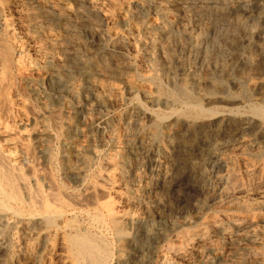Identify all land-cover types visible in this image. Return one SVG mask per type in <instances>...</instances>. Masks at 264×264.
<instances>
[{"label": "bare ground", "instance_id": "obj_1", "mask_svg": "<svg viewBox=\"0 0 264 264\" xmlns=\"http://www.w3.org/2000/svg\"><path fill=\"white\" fill-rule=\"evenodd\" d=\"M247 42L255 54L235 65ZM263 62L264 0H0V264H141L149 242L144 264H264V151L235 159L213 142L251 146L264 106H205L212 79ZM186 64L173 89L147 87ZM125 101L132 113L104 117ZM165 103L180 137L165 138Z\"/></svg>", "mask_w": 264, "mask_h": 264}, {"label": "rangeland", "instance_id": "obj_2", "mask_svg": "<svg viewBox=\"0 0 264 264\" xmlns=\"http://www.w3.org/2000/svg\"><path fill=\"white\" fill-rule=\"evenodd\" d=\"M251 16H250V20H248V19H246V16H241V19L244 21V23H246L248 26H252L253 24H259L260 23V20L258 19V17H256V16H258V14L256 13V12H251V14H250ZM257 19V20H256ZM251 20H253V21H251ZM248 43V44H247ZM247 43H245L244 45H243V47L245 48L246 47V49H243V51H241V49L238 51V54H235L234 56H232V58L234 59H232V61L235 63V65L236 64H239V65H241L242 64V61H243V58H245V57H248V56H251V55H254L255 54V48H253V46H252V44L251 43H249V42H247ZM243 52V53H242ZM241 53V54H240ZM253 53V54H252ZM248 54V55H247ZM250 54V55H249ZM190 55V53H188V52H184V59L186 60V62H187V60H190L191 59V55ZM247 55V56H246ZM189 58V59H188ZM137 60V58H134V57H132V59L130 60L131 62H135L136 63V60ZM237 60V61H236ZM138 64V63H137ZM238 65V66H239ZM263 65V66H262ZM262 67L260 66V68H259V70H257V72H252V73H250V72H248L247 70H245V69H243V68H240L239 69V67H236L237 68V70H236V68H233L229 73H228V76H225V78H219V77H216L217 78V80H216V78L213 80L212 79V83H211V86H209V84L207 85V86H205V89H207L208 91H210V92H212V96H211V98L210 99H208V100H206L205 101V106H206V104L208 105V104H210V105H208V106H206L207 108H216V109H218L219 111H226V110H229V109H235V110H241V112L242 113H244V115H246L247 114V109L248 108H246V107H249V105L250 104H255V105H262V106H264V102H263V100H264V62L262 63ZM188 68V69H187ZM262 68V69H261ZM184 70V74H182L181 72H175V73H171L169 76V79H170V82L168 81L167 82V79H162V78H160V80L158 81V78H157V80L156 79H153V81L151 82H149V84L147 83V87H149V88H151V89H153L155 86H156V88H154L153 90L155 91V89H161L162 87V89H161V93H165L166 91H168L169 89L171 90V89H173V87H175V85H179V83L183 80V79H185L186 78V76L188 75V73L190 72V69H189V67H188V65L186 64L185 65V68H183ZM188 70V71H187ZM244 73V74H243ZM186 75V76H185ZM176 76V77H175ZM181 76V77H180ZM172 77V78H171ZM175 79H174V78ZM249 77V78H248ZM138 79V76L136 75L135 77H134V79ZM235 78V79H234ZM135 79V80H136ZM161 80H163V82L161 81ZM180 80V81H179ZM233 80V81H232ZM237 80H238V82H237ZM259 81L260 83H261V85L258 87V88H256V89H251V86H250V83H251V81ZM262 80V81H261ZM219 82V83H218ZM221 82V83H220ZM242 82H243V84H242ZM158 83V84H157ZM223 83V84H222ZM156 84V85H155ZM160 84L162 85V86H160ZM164 84H166V85H164ZM172 84V85H171ZM238 84H239V86H238ZM245 84V85H244ZM149 85V86H148ZM167 85H168V87H167ZM223 85H225V86H223ZM243 85H244V87H246V89L243 87ZM153 86V87H152ZM158 86H160V87H158ZM166 86V87H165ZM171 86V87H170ZM211 87V88H210ZM241 89H243V90H241ZM167 88V89H166ZM218 88V89H217ZM247 89H249V90H247ZM207 90H205V91H207ZM164 91V92H163ZM205 94V93H204ZM214 94V95H213ZM163 96V95H162ZM208 96V95H207ZM236 96V97H235ZM165 97V96H164ZM200 97H202V96H200ZM239 97V98H238ZM253 101V102H251V101ZM213 101V102H212ZM256 101H257V103H256ZM203 102H204V100H203ZM215 102V103H214ZM255 102V103H254ZM261 102H263V103H261ZM260 103V104H259ZM127 104V105H126ZM240 104V105H239ZM169 105V106H168ZM172 105L173 104H171V103H165V104H161V105H159V109L160 110H164V112H162V111H160V113H161V117H163L164 119H163V123H162V129L164 130V128H165V130H164V133H165V138L166 139H168V137H166L167 135V131L168 132H170L169 130H173V131H175V132H177V135L180 137V135L183 133V127L181 126L182 124L180 123V122H182L183 120H181V119H179V120H176L174 117H170V111L172 110L171 108H173V107H177V106H175V105H173V107H172ZM213 105V107H211ZM121 106V107H120ZM126 106V107H125ZM214 106H216V107H214ZM243 106V107H242ZM230 107V108H229ZM236 107V108H235ZM240 107H242V108H240ZM129 108V109H128ZM132 108H133V106H132V103L131 102H127V101H125L124 103H121L119 106H116V107H114V108H111L110 110H112V111H110V110H108L106 113V116H104L105 118L108 116V115H111V113H114L115 115H121V114H130V113H132ZM175 108H173V109H175ZM225 108H227V109H225ZM238 108V109H237ZM244 108V109H243ZM168 109H170V111L168 110ZM221 109V110H220ZM116 110V111H115ZM166 110V111H165ZM124 112V113H123ZM128 112V113H127ZM163 115V116H162ZM23 118H24V116H22ZM166 117L168 118V119H166ZM25 119V118H24ZM23 119V120H24ZM140 120H142L141 121V124L142 125H145V126H149V125H152L153 124V122H147V120L146 119H144V118H141L140 117ZM171 122V123H170ZM174 122H176V124L174 123ZM173 123V124H172ZM172 125V126H171ZM258 125V126H257ZM167 126H169V127H167ZM167 127V128H166ZM260 128V130L258 131V129ZM181 130V131H180ZM252 130V131H251ZM251 130H248V131H245L244 132V134H243V138L244 139H246L247 140V142H248V140H251V142L253 143L251 146L250 145H248V144H250L249 142H248V144H241L242 146V148L240 147V153H239V151L237 152V151H235V150H233L234 149V145L233 144H236L237 142H235V140H237L239 137H240V135H238V136H232V138H230V137H225V136H220V138L218 137V138H215V139H213V142L214 143H216L217 141L219 142V143H222L223 145H226L225 147H226V149H228V151H229V153H228V151H226L225 153L226 154H228V155H231V154H234V155H231L232 157H234L235 159H242V158H246V159H249V160H252V161H255V160H258V158L255 156L256 155V153H254L253 151H251V147L252 148H255L256 150H261V151H264L263 149V147H264V128H263V126H259V123H256V126H254ZM259 133H258V132ZM179 132H180V134H179ZM248 132V133H247ZM249 132H250V134H249ZM256 133V134H255ZM247 134V135H246ZM248 134H249V136H248ZM261 136H260V135ZM248 136V137H247ZM249 137H251V138H253V139H250ZM228 138H229V140H228ZM0 139H2V138H0ZM201 139H202V136H200V142H201V144H203L204 142L203 141H201ZM256 139V140H255ZM259 139V140H258ZM138 140V141H137ZM170 141H172V139L170 138L169 139ZM258 140V141H257ZM226 141V142H225ZM237 141H239V139L237 140ZM255 141V142H254ZM235 142V143H234ZM257 142V143H256ZM55 143V141H53V143L52 144H54ZM229 143V144H228ZM139 144V145H138ZM145 144V142H143L142 140H140L139 138H137V137H135V138H133V146H132V150H129L128 152H127V159H129V161L128 160H126V162H127V164L126 165H128V167L132 170V169H135V167H137L136 165L138 164L139 165V163L140 162H142V159L140 158L139 159V157H138V155H136V151L137 150H139V148H140V145H144ZM137 146V147H136ZM233 147V148H232ZM260 147V148H259ZM154 148H156V147H153V149ZM179 147H175V148H172V151H174V150H176V149H178ZM204 148H205V146H204ZM135 149V150H134ZM134 151V152H133ZM230 151L232 152V151H234V152H232V153H230ZM246 151V152H245ZM250 151V152H249ZM203 152H207V149L206 150H203ZM242 152V153H241ZM248 152V153H247ZM131 153V154H130ZM237 153V154H236ZM250 153V154H249ZM239 154V155H238ZM251 154H253V155H251ZM133 155V156H132ZM132 156V157H131ZM135 156H136V158H137V160L135 159ZM205 156V157H204ZM203 156V160H200L199 158H197L196 159V161H200L201 163H202V166H199L200 167V170H201V172H203L204 173V175H205V178H206V180L207 181H209V179H211V177L212 176H214L215 175V168L214 167H212V164H210V161H208L207 162V160H206V158L208 159V157H209V155H207V154H205ZM243 156V157H242ZM249 156V157H248ZM105 155L103 156H101V158H100V164H101V166H103V167H107L106 165V163H105ZM134 157V158H133ZM237 157V158H236ZM248 157V158H247ZM132 160H131V159ZM102 160H104V161H102ZM119 160H122L121 162H125V160L124 159H121V158H119ZM135 160V161H134ZM205 160V161H204ZM132 161V162H131ZM139 161V162H138ZM102 163H105L104 165L102 164ZM130 165V166H129ZM133 166V167H132ZM123 167V166H122ZM203 168V169H202ZM205 168V169H204ZM213 168V169H212ZM210 169V170H209ZM203 170V171H202ZM209 171V172H208ZM212 171V172H211ZM147 171L146 170H144V173H143V175H145L147 178H148V176H149V178L151 177L150 176V174L149 173H146ZM214 172V173H213ZM208 173V174H207ZM213 174V175H212ZM212 175V176H211ZM211 176V177H210ZM208 177V178H207ZM155 194L156 195H159V194H157L159 191H157V190H155ZM161 195H162V193H161ZM145 199H147V198H145ZM151 200L152 199H150V201H149V199L146 201L145 200V202L146 203H144L145 205H146V207H142L140 210H138V213H141V214H143L144 212V209H146L147 207H149L150 205H151ZM149 203V204H148ZM143 204V205H144ZM125 205V207H123ZM124 205H123V202H122V204H121V206H122V208H124V209H126V210H128V206H127V204H125L124 203ZM148 205V206H147ZM140 208V207H139ZM138 208V209H139ZM173 208V207H172ZM148 209V208H147ZM146 209V210H147ZM145 210V211H146ZM168 210H170V208L168 207ZM150 211V215H151V213L154 211L153 209L151 210H149ZM149 211H148V213H149ZM172 211H173V209H172ZM147 212V211H146ZM145 212V213H146ZM260 227H264V225H263V223H261L260 225H259V228ZM261 229V228H260ZM151 246V247H150ZM153 245H151V243L149 242V244L148 245H145L144 247L145 248H143V256L141 257V261L140 262H138V263H148V260L149 261H151V260H153V256H154V252H155V247L153 248L152 247ZM147 248V249H146ZM150 250V251H149ZM153 250H154V252H153ZM145 251H147V252H145ZM147 254V255H146ZM149 255V256H148ZM152 256V257H151ZM151 257V258H150ZM2 257H0V259H1ZM144 258V259H143ZM147 260V261H146ZM144 261V262H143ZM150 263V262H149ZM151 264H153V263H151Z\"/></svg>", "mask_w": 264, "mask_h": 264}]
</instances>
